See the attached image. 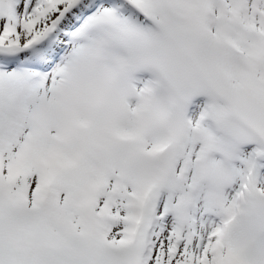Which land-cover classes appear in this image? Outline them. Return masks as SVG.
Returning <instances> with one entry per match:
<instances>
[{"label":"snow or ice","instance_id":"obj_1","mask_svg":"<svg viewBox=\"0 0 264 264\" xmlns=\"http://www.w3.org/2000/svg\"><path fill=\"white\" fill-rule=\"evenodd\" d=\"M0 264H264V0H0Z\"/></svg>","mask_w":264,"mask_h":264}]
</instances>
